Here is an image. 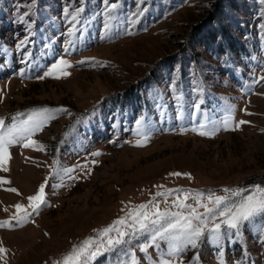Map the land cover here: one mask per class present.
<instances>
[{"label":"rangeland","instance_id":"1","mask_svg":"<svg viewBox=\"0 0 264 264\" xmlns=\"http://www.w3.org/2000/svg\"><path fill=\"white\" fill-rule=\"evenodd\" d=\"M0 264H264V0H0Z\"/></svg>","mask_w":264,"mask_h":264},{"label":"trees","instance_id":"2","mask_svg":"<svg viewBox=\"0 0 264 264\" xmlns=\"http://www.w3.org/2000/svg\"><path fill=\"white\" fill-rule=\"evenodd\" d=\"M230 41V40H229ZM230 44V43H229ZM212 45V42H210V46ZM212 47V46H211ZM238 49L240 50L241 46H237ZM240 47V48H239ZM132 88V87H131ZM128 88L126 91H122L118 94H115L114 96H110L109 101H108V108H111V112L115 113L116 111L125 113L126 111H128L129 109H133L134 112V117L137 116H141V114L146 110L148 111L147 114L149 113L150 115V110L151 107L154 106H158V108H160L161 110H164V108H174L176 106H178V103L183 104L184 106H191L193 107V105H195V101H194V97H189L187 96V94L183 95L180 100H172L169 101L167 100V98H158L156 96H154L153 100L151 102H149L146 98L141 97V95L138 92V88L137 87H133L132 89ZM212 100H208L205 102V107H209L208 105L209 103H211ZM201 104V103H200ZM199 104V105H200ZM202 109H204L203 107H200L199 110L201 113H203ZM169 110V109H167ZM174 111V110H173ZM117 116V114H113V116ZM138 117V118H139ZM161 117V120H159V123L161 125H165V122H167L166 117H168L169 119L172 118V116L170 114H164ZM136 119V118H134ZM192 122H194V120H190ZM114 123H117V121H114Z\"/></svg>","mask_w":264,"mask_h":264},{"label":"bare ground","instance_id":"3","mask_svg":"<svg viewBox=\"0 0 264 264\" xmlns=\"http://www.w3.org/2000/svg\"><path fill=\"white\" fill-rule=\"evenodd\" d=\"M31 169V168H30ZM32 170V169H31ZM32 172H34V170L33 171H30V170H27V171H25L24 173H22V175L20 176V178H21V180L20 181H23L24 180V178H28L29 176H30V174L32 173ZM26 186V185H25ZM27 187V186H26ZM29 188V187H28Z\"/></svg>","mask_w":264,"mask_h":264}]
</instances>
